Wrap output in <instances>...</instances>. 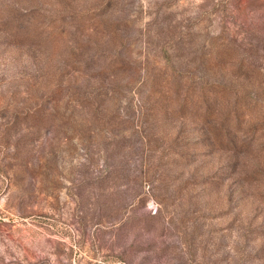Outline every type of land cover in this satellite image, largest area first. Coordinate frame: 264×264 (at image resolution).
<instances>
[{
	"label": "rangeland",
	"instance_id": "rangeland-1",
	"mask_svg": "<svg viewBox=\"0 0 264 264\" xmlns=\"http://www.w3.org/2000/svg\"><path fill=\"white\" fill-rule=\"evenodd\" d=\"M0 264H264V0H0Z\"/></svg>",
	"mask_w": 264,
	"mask_h": 264
}]
</instances>
